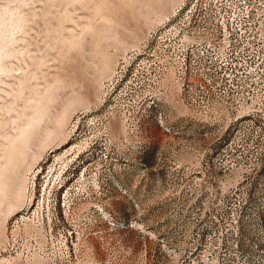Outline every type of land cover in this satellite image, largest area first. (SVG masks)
Here are the masks:
<instances>
[{
	"label": "rangeland",
	"instance_id": "374dc122",
	"mask_svg": "<svg viewBox=\"0 0 264 264\" xmlns=\"http://www.w3.org/2000/svg\"><path fill=\"white\" fill-rule=\"evenodd\" d=\"M191 1L0 0V264H264V144L162 65Z\"/></svg>",
	"mask_w": 264,
	"mask_h": 264
},
{
	"label": "built area",
	"instance_id": "2783aa9c",
	"mask_svg": "<svg viewBox=\"0 0 264 264\" xmlns=\"http://www.w3.org/2000/svg\"><path fill=\"white\" fill-rule=\"evenodd\" d=\"M160 48L181 92L226 118L231 143L247 134L264 144V0H206L197 22L189 15L164 32Z\"/></svg>",
	"mask_w": 264,
	"mask_h": 264
},
{
	"label": "bare ground",
	"instance_id": "6f19581e",
	"mask_svg": "<svg viewBox=\"0 0 264 264\" xmlns=\"http://www.w3.org/2000/svg\"><path fill=\"white\" fill-rule=\"evenodd\" d=\"M205 1L206 0H192L190 3H188V4L186 3L185 5L180 6V8H178L177 11L174 13L173 19L169 20L168 25H169V23L172 22L173 23L172 27H174V30H176V29H178L180 22H186L189 15H190V22H197L198 16H199V11L201 10V6H203L205 4ZM162 29L163 30H161V28H160V31H158L157 34H154L155 39L157 40L156 42H159V47H160V42L162 39V34L166 31H170L167 29L165 30V28H162ZM147 47H149V46H147ZM247 117L254 118L255 116H247Z\"/></svg>",
	"mask_w": 264,
	"mask_h": 264
}]
</instances>
